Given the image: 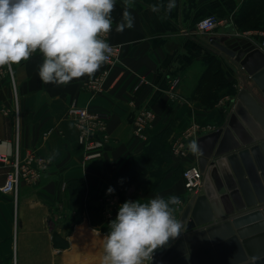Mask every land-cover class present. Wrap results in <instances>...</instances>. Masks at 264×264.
Instances as JSON below:
<instances>
[{
	"label": "crops",
	"instance_id": "crops-1",
	"mask_svg": "<svg viewBox=\"0 0 264 264\" xmlns=\"http://www.w3.org/2000/svg\"><path fill=\"white\" fill-rule=\"evenodd\" d=\"M124 11V0H116L109 43L120 46L121 53L113 65L103 64L91 77L67 85L45 84L38 76L43 57L37 51L28 60L11 65L18 109L8 75L0 80V155L8 158L7 163L0 162V188L18 146L23 159L33 154L47 168L38 182L22 183L17 196L0 190V264H101L106 233L90 224L85 204L81 220L69 233L70 246L56 248L53 244L55 232L66 235L69 228L67 222L57 227L51 205L57 200L68 202V185L73 181L93 190L89 200L99 204L106 219H114L126 200L146 203L157 196L175 195L181 201L173 206L179 220L205 190L203 186L195 192L186 188L183 174L198 168L197 154L189 150L180 157L175 146L184 143L188 147L220 127L243 81L260 95L235 59L213 54L202 44L210 35L200 33L197 25L217 16L221 25L211 35L250 38L264 50V0H131L127 11L134 18L133 27L118 32L116 25ZM105 70L109 73L102 93L86 87ZM73 104L105 119L111 142L102 159L84 162L86 150L68 117ZM144 109L157 115L152 137L170 130L173 152L154 189H126L134 160L152 141L145 143L133 134L135 118ZM202 127L206 133L198 129ZM204 181L203 176V185ZM109 187L114 189L112 194H107Z\"/></svg>",
	"mask_w": 264,
	"mask_h": 264
},
{
	"label": "water",
	"instance_id": "water-1",
	"mask_svg": "<svg viewBox=\"0 0 264 264\" xmlns=\"http://www.w3.org/2000/svg\"><path fill=\"white\" fill-rule=\"evenodd\" d=\"M244 69L220 127L194 139L205 194L180 217L184 231L158 248L151 264H264V50L246 37L210 35L202 42Z\"/></svg>",
	"mask_w": 264,
	"mask_h": 264
},
{
	"label": "clouds",
	"instance_id": "clouds-1",
	"mask_svg": "<svg viewBox=\"0 0 264 264\" xmlns=\"http://www.w3.org/2000/svg\"><path fill=\"white\" fill-rule=\"evenodd\" d=\"M125 11L116 31L133 27ZM116 0H0V67L19 64L39 51L38 76L45 84L67 85L91 77L111 58L112 47L102 37L112 31ZM174 6V5H173ZM200 152L195 140L188 145ZM114 189L109 187L107 194ZM179 197L157 196L122 203L108 224L101 264H151L154 252L184 231L174 213Z\"/></svg>",
	"mask_w": 264,
	"mask_h": 264
},
{
	"label": "built area",
	"instance_id": "built-area-1",
	"mask_svg": "<svg viewBox=\"0 0 264 264\" xmlns=\"http://www.w3.org/2000/svg\"><path fill=\"white\" fill-rule=\"evenodd\" d=\"M221 25V20L217 16H209L202 19L197 29L200 33L205 35H211ZM112 32V31H111ZM110 33L104 35L102 38L109 43ZM112 47L111 58L105 64L107 66L113 65L118 61L121 53V47L109 43ZM108 70L101 72L92 80L86 83V87L93 90L95 93L103 92V84ZM3 74L8 75V79L13 87V92L16 100L17 109L18 104V92L15 75L13 73L12 66H7L6 69L0 68V80ZM177 82H175V85ZM68 117L74 123V126L78 132V142L86 150L84 162L87 164L92 161H97L103 158L104 152L110 144V136L108 134V126L102 115L91 113L88 109L73 104L68 110ZM157 121L156 113L151 109H144L140 111L133 123V134L136 138L143 140L145 143H149L152 138L151 131L154 129V124ZM200 131H205V127L198 128ZM19 133V129H17ZM192 137V133L188 138ZM174 152L180 157H184L189 153V149L186 144L181 143L175 146ZM0 162L7 163L8 158L0 155ZM11 169L7 174L6 183L0 188L1 192L6 195H16L22 183H34L38 182L43 175L47 172L46 164L41 162L35 155L28 154L25 159L22 158V154L19 146L16 148L14 158L11 161ZM34 164H38L34 167ZM183 177L185 179V186L190 191H196L203 186V175L199 168L193 167L184 171ZM175 215V214H174ZM178 219V217L175 215ZM147 264V262H146Z\"/></svg>",
	"mask_w": 264,
	"mask_h": 264
},
{
	"label": "trees",
	"instance_id": "trees-1",
	"mask_svg": "<svg viewBox=\"0 0 264 264\" xmlns=\"http://www.w3.org/2000/svg\"><path fill=\"white\" fill-rule=\"evenodd\" d=\"M223 84L220 83V85ZM169 136L170 130L164 131L159 135L155 137L153 136L151 138V144L149 145L146 152L140 158L134 160V168L132 169L124 184L126 189L130 188L131 186H136L143 190H151L158 185L163 174V172L161 174V164L164 159L168 160L171 156L172 147L171 142L168 140ZM146 177L149 178H147V180L145 181ZM143 184H146V186L143 187ZM92 193L93 190L91 188H88L86 184L80 181L71 182L68 185L70 207L74 208L77 205V198L87 196V194L90 197ZM101 216L102 209L100 206L98 208H95L94 206H90L88 208V217L90 224L92 226L101 228V230L107 234L109 229L108 226H103V228L101 227ZM72 220V223H68L70 228L66 231V235L59 233V231L55 232L53 237V244L56 248H68L70 246V242L68 240L69 233L71 232L73 224L77 223V221H80L81 218L79 216H73Z\"/></svg>",
	"mask_w": 264,
	"mask_h": 264
},
{
	"label": "rangeland",
	"instance_id": "rangeland-1",
	"mask_svg": "<svg viewBox=\"0 0 264 264\" xmlns=\"http://www.w3.org/2000/svg\"><path fill=\"white\" fill-rule=\"evenodd\" d=\"M16 111H17V109H16ZM171 147L173 149V145H171ZM172 152L173 151H171V153ZM164 163H167V160L164 159V161L161 164V168H162L161 174L164 170ZM147 178H149V177H146L145 181L147 180ZM142 186L145 187L146 184H143ZM83 204L87 205V207H90V206H94L95 208L99 207L98 203H95V202H92L89 200L88 194H87V196L77 198V205L74 208L70 207V200H68V202H66L65 204H63V202L61 203V201H58V200L56 202L52 203L51 208L55 211L54 216H55L56 221H57L56 222L57 227L62 226L64 222H67V224L69 222L72 223L73 222V220H72L73 216L74 217L75 216L80 217ZM100 219L102 220V224H101L102 228H103V226H108L109 221L112 220L111 218H109V219L104 218L103 215L101 216ZM68 228H70L69 224H68ZM99 229H101V228H99ZM67 230H69V229H67Z\"/></svg>",
	"mask_w": 264,
	"mask_h": 264
}]
</instances>
